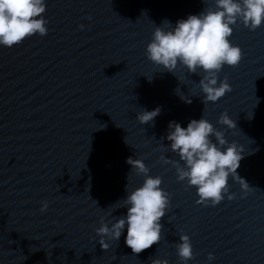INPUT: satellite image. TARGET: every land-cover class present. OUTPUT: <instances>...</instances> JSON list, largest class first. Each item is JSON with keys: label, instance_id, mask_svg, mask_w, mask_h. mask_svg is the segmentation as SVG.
I'll use <instances>...</instances> for the list:
<instances>
[{"label": "water", "instance_id": "95a60500", "mask_svg": "<svg viewBox=\"0 0 264 264\" xmlns=\"http://www.w3.org/2000/svg\"><path fill=\"white\" fill-rule=\"evenodd\" d=\"M45 3V36L0 45V264H184L175 247L182 234L194 254L187 264H264V23L254 31L239 21L232 26L229 39L243 58L218 74V84L227 77L232 90L204 104L203 70L190 73L178 63L168 72L146 49L155 27H174L214 9L215 0ZM157 107L153 122L139 123L138 113ZM222 113L236 128L218 123ZM202 116L244 148L237 174L249 188L230 176L215 206L197 203L196 188L161 160L183 165L161 147L171 143L169 122L186 128ZM129 157L162 177L170 194L160 242L139 254L125 244L127 227L118 241L105 238L107 250L95 231L101 217L110 227L126 216V186L144 182Z\"/></svg>", "mask_w": 264, "mask_h": 264}, {"label": "clouds", "instance_id": "9594fccd", "mask_svg": "<svg viewBox=\"0 0 264 264\" xmlns=\"http://www.w3.org/2000/svg\"><path fill=\"white\" fill-rule=\"evenodd\" d=\"M45 12V0H0V45L12 47L33 35L45 36L48 32V21L43 16ZM238 21L252 31L260 27L264 23V0H215L214 9L208 7L198 15L180 19L174 27L169 21H164L162 25L167 27H155L153 31L146 49L147 58L172 73L178 63L190 73L198 74V69L203 70L205 75L199 81L203 102H217L232 90L227 77L218 84L219 72L225 65L238 66L243 58L241 48L229 39L233 34L232 26ZM80 28L83 29L84 25ZM181 99L191 103L187 97L181 96ZM160 111L159 107L152 111L144 110L137 114V120L140 124H148ZM218 123L236 128L227 113L221 114ZM168 127L166 138L171 142L170 146L162 143L161 147H170L183 165L164 156L161 160L176 168L178 181H186L188 187L196 188L197 203L219 204L228 193L230 176L248 190V183L237 174L243 159V147L234 141L229 143L224 133L203 116L199 120H191L186 128L175 121L169 122ZM127 163L137 175L145 177L144 182L132 191L126 186L128 195L123 200L126 216L116 218L110 227L101 217L100 227L95 231L100 237L99 244L107 250L109 243L105 238L118 241L127 227L125 244L133 253L139 254L160 242L163 227L160 221L167 213L170 194L161 187L162 177L150 176L149 168L141 159L129 157ZM233 198L234 195H228L229 200ZM47 208L48 202L44 201L40 210L44 212ZM179 241L175 244L178 257L187 264L194 258L190 237L182 234ZM208 259L211 261L214 256L210 253ZM152 264H168V261L157 258Z\"/></svg>", "mask_w": 264, "mask_h": 264}]
</instances>
